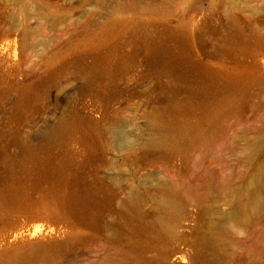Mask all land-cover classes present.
Masks as SVG:
<instances>
[{"label":"rangeland","instance_id":"rangeland-1","mask_svg":"<svg viewBox=\"0 0 264 264\" xmlns=\"http://www.w3.org/2000/svg\"><path fill=\"white\" fill-rule=\"evenodd\" d=\"M8 44L17 52L0 59V264L14 234L36 224L46 233L19 243L45 248L28 264H264V177L258 210L224 219L264 172V147L250 161L264 141V0H0ZM156 49L179 56L191 89L157 67ZM241 73L238 90L188 96ZM175 127L193 136L176 149L156 142ZM58 131L72 137L62 143ZM15 192L31 204L15 205ZM49 192L62 205L49 206ZM83 194L88 210L65 206Z\"/></svg>","mask_w":264,"mask_h":264},{"label":"bare ground","instance_id":"bare-ground-1","mask_svg":"<svg viewBox=\"0 0 264 264\" xmlns=\"http://www.w3.org/2000/svg\"><path fill=\"white\" fill-rule=\"evenodd\" d=\"M99 47H100V45H99ZM106 47H104V48H106ZM111 48L112 47L110 46L107 49L110 50ZM12 50L14 51L13 53L17 52V48L15 45L8 44L5 47L0 48V59L1 60L9 59V57L11 56L10 53ZM163 50H164V48H163ZM166 50H164V51H166ZM164 51H162V52H164ZM167 52L170 53V51H167ZM169 53H162L161 54V51L156 49L154 52L151 53L152 55L150 54L151 55L150 57L153 59V61L158 59L157 62L155 61L156 65L159 64L161 66L160 68H162L164 71L173 72L183 82L185 81V82L189 83L188 86L185 85V88L189 87L191 89V85H190L191 81H190V79L188 77V73H187L188 71L187 72H183V71L180 72V69L178 68V67H180V65H178V61H179L178 57L179 56L177 55V58H174V56L176 57V55L173 54L174 55L173 56V55H170ZM162 55H164V57H161ZM149 62H147L149 65L146 63L147 66H150ZM179 63H180V61H179ZM152 64H154V62H152ZM152 64H151V66H153ZM159 65H157V67ZM189 71H191V69ZM226 79H227V81L223 84L217 82L216 79L215 80L213 79L214 88H215L216 92H218V93L213 94V92L211 91V87H199V86H197L198 88H196V86H195L196 89H193V91H191V93H194L195 95L192 94V95H188V96H190V97L194 96V97H192V99H194L195 102H208V101H211L213 99L212 97H215V95L222 93V92H233L235 90H238L239 88L243 87L247 82L245 75L242 73L241 74H235V75H233L229 78H226ZM194 83H195V81H194ZM196 85H197V82H196ZM190 89H187V90H190ZM192 101L193 100H191V102ZM69 133L70 132H67V131H58L57 133H55L53 135V138L56 140H59L60 142L63 143L64 140H67V137L70 136ZM71 135H72V133H71ZM192 136H193V130L191 128L186 129L184 127H175L172 129L170 128L165 133H163V135L160 136L156 142L164 145L167 148L176 149V148L180 147L181 145L185 144L188 140H190ZM70 137H72V136H70ZM263 147H264V141H261V140L254 142L252 144L253 153H252V156H251L252 158L250 159V161H252L254 155L261 153V149ZM263 177H264V172H263V170L260 169L257 172V174L253 177V179L251 180L249 186L244 188L243 193L239 191L241 195H245L248 199L244 200L245 202L244 201L233 202V204L230 207L229 212L224 215L225 220H227L228 222H231L235 219H238V218H241L242 216H245L248 212H252V210L253 211L258 210V208L261 205V191L263 189V184H262ZM51 189H53V188H51ZM48 191H50V189ZM224 191H225V189H224ZM49 194H52V192H49ZM23 195L19 192L12 193V198L15 201V205L27 206V205L31 204L29 201H27L28 198L26 197L27 198L26 199L25 195L24 196ZM45 202L49 206L62 205V201H60L58 199V194H55V193L52 195H48V197L45 198ZM66 204H67L69 210L77 211L80 213V212L86 211L90 207H92L94 205V202L87 195L83 194L81 196L71 195L68 198L67 202L65 203V206H66ZM63 206H64V204H63ZM168 208L175 211V212H179L181 209H183L182 203H172L168 206ZM245 218H247V216ZM37 219L39 220V218H37ZM51 229L54 230L53 228H51ZM47 230H48V228H46V226H44L43 224H36L33 227H31L30 230H27L26 233L22 232V233L14 234L13 238H15V241H16V245H15L16 248H12V247L10 248L9 247V249L6 251V253H7V264H28V262H31L30 261L31 255H34V253H36V251L41 250L45 247L43 245H36V246H30V247L21 245L19 243L21 241L20 238L21 237L23 238L24 235L26 234L30 239H33V238H36L42 234H45ZM172 232L173 231L171 229H168L169 234H172ZM50 233H51V231H50ZM8 238H10V237H8ZM24 238H26V236ZM199 242L202 244V246H204L208 249L209 248L212 249L215 247V241L206 235L199 236Z\"/></svg>","mask_w":264,"mask_h":264}]
</instances>
